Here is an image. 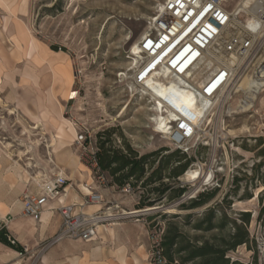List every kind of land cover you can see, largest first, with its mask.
I'll list each match as a JSON object with an SVG mask.
<instances>
[{"label": "rangeland", "instance_id": "obj_1", "mask_svg": "<svg viewBox=\"0 0 264 264\" xmlns=\"http://www.w3.org/2000/svg\"><path fill=\"white\" fill-rule=\"evenodd\" d=\"M163 1L0 0V177L5 179L13 173L18 178V184L10 190L0 183V196L11 195L9 200L15 199L13 203H23V192L28 187L36 192L58 173L71 176V183L76 186L79 177L73 175L72 166L73 160L81 156L75 144L76 123L94 129H113L121 142L124 139L139 145L134 148L142 153L170 147L167 137L153 130L151 118L156 119L158 113L151 104L117 81V73L132 64L128 58L130 48ZM20 26L23 27L15 33ZM12 38L16 48H21L22 41L30 40L33 48L35 44L41 48L42 44L56 51L57 47L70 56L73 67L70 61L57 66V70L68 71L71 82L75 79L66 100L47 99L28 60H11L10 55H15ZM76 89L80 91L79 98L68 103L69 95ZM197 97L191 114L199 116L206 100ZM53 101L59 108V117L53 115ZM213 120L208 145L199 148L198 159L190 168L199 169L201 177L182 176L180 180L190 187V192L165 209L181 216L198 215L190 224H185L181 217L174 222L190 236L203 240L229 238L238 227L241 234H248L249 240L226 256L241 264H264V87L258 93L255 89L234 93ZM72 129L75 135L70 132ZM205 187L218 188L208 205L195 210L178 208L196 190ZM107 200L115 202L110 195ZM116 203L120 213L133 206V200L127 196H121ZM108 205L111 204L102 209ZM209 207L215 208L216 222H224V227L210 232L195 231L193 224ZM99 208L92 207L88 212ZM246 212L250 214L249 223L243 220ZM152 222L165 233L169 220L158 217ZM5 252L7 259L15 261L14 251ZM29 261L25 260V264Z\"/></svg>", "mask_w": 264, "mask_h": 264}, {"label": "built area", "instance_id": "obj_2", "mask_svg": "<svg viewBox=\"0 0 264 264\" xmlns=\"http://www.w3.org/2000/svg\"><path fill=\"white\" fill-rule=\"evenodd\" d=\"M137 53L129 50L132 64L117 73V81L126 84L129 91L146 99L157 113L156 98L161 97L152 84L184 78L185 87L192 89L200 98L208 100L201 116L185 114L174 104L161 97L166 125L160 126L151 118L153 130L165 135L173 149H181L197 156L200 147L208 145V135L227 99L239 90L244 77L264 78V0H164L147 22L146 30L136 42ZM77 78V73L75 74ZM68 103L80 95L74 90ZM176 109L174 112L171 109ZM75 144L81 151V162L97 182L85 183L79 202L52 207V201H61L73 184L63 173H58L40 185L38 192H23L22 216L34 222L42 220L49 208L60 213V232L49 241L41 242L34 250L24 246L16 252L15 261L2 264H36V258L63 238L93 241L98 235L99 224L111 223L132 213L117 211L119 205L106 200L99 191L109 186V180L101 172L98 161V133L105 128L94 129L76 123ZM74 126V127H75ZM114 137H117L114 135ZM115 144L121 146L119 137ZM133 147L139 145L132 143ZM124 193H133L127 184ZM198 191L196 190L192 196ZM108 205L105 210L103 206ZM100 205L94 212L84 209ZM78 210V211H77ZM117 211V212H116ZM2 228L0 223V229ZM164 231L152 227L149 259L152 264H183L178 258L170 259L164 251ZM11 239V236H8ZM14 242V241H13Z\"/></svg>", "mask_w": 264, "mask_h": 264}, {"label": "crops", "instance_id": "obj_3", "mask_svg": "<svg viewBox=\"0 0 264 264\" xmlns=\"http://www.w3.org/2000/svg\"><path fill=\"white\" fill-rule=\"evenodd\" d=\"M22 27L15 29V33ZM11 43L13 46L12 50L15 53V55H10L11 60L16 63L28 60L29 64L34 68V72L38 74L37 82L39 83V88L45 93L46 98L50 101L66 100L67 91L69 88H73L75 79L71 82L68 79V71L57 70V66L61 63L67 64L70 61L73 67L70 56L64 52L54 51L39 42L41 48H39L38 44H35L33 48L30 40H27V42L22 41L20 44L21 48H16L17 43L14 38H12ZM52 111L55 117H59L60 112L56 102H54V105L52 104ZM70 132L75 135L73 129ZM72 168H74L73 175L75 174L76 177H79V180H77L76 186L72 183L73 187L67 189V194L62 197L63 201L51 202L50 205L53 208L61 204L79 202L81 192L84 191V184L95 182L94 177L81 162L80 158L73 160ZM80 176L83 178H80ZM67 177L71 179V176ZM0 183L5 184L6 189L10 190V188L18 184V178L11 173L5 179L0 177ZM27 190L31 189L28 187ZM31 191L35 192L34 190ZM99 191L106 200L110 195L115 200L114 203L121 196L131 198L133 206L128 211L124 210L123 212L129 213L139 210L137 209V204L140 200L141 191L128 194L112 186L100 187ZM10 196L7 195L6 198L0 196V223L2 227L8 230L9 236L23 247L29 246L35 250L38 244L49 241L60 232L62 218L58 211L48 208L43 213L42 220L34 222L30 218L20 216L23 203L21 201L13 203L15 199L9 200ZM92 207L96 206L86 207L84 210L88 212ZM151 230V222H149L148 216L135 214L125 216L111 223L99 224L98 235L93 241L83 242L70 238L59 240L42 253L38 264H152L149 259ZM0 247L3 249V253L0 255V264L11 261V259L6 257V249H10L15 253L20 251L9 248L2 243H0Z\"/></svg>", "mask_w": 264, "mask_h": 264}, {"label": "trees", "instance_id": "obj_4", "mask_svg": "<svg viewBox=\"0 0 264 264\" xmlns=\"http://www.w3.org/2000/svg\"><path fill=\"white\" fill-rule=\"evenodd\" d=\"M55 50H59L54 47ZM114 130L106 128L98 133L97 161L101 172L109 180L108 185L122 189L130 184L134 192L141 191L137 209L147 207L171 205L177 200L184 198L190 187L183 184L180 178L191 168L198 156L189 155L181 149L161 147L151 152L142 153L123 139L121 146L115 144ZM198 155V153H197ZM218 193V188L205 187L198 191L194 197L181 203L178 208L181 210H195L208 205ZM156 195L151 197V195ZM225 200V198H224ZM148 216L151 227H158L152 220L158 217L168 219L163 235V248L165 254L170 258H178L183 264L194 262L195 264H241L238 261H231L227 252L236 249L239 245L248 242L249 237L245 232L241 234L240 229L229 238H205L190 236L182 227L174 222V219L181 217L185 224H190L194 216L187 213L184 216L177 212L163 213L161 210ZM216 210L209 207L200 218L193 224L192 228L199 232H210L214 229L224 227V222H216ZM245 223L250 222V214L246 212L243 218ZM9 232L5 227L0 229V243L15 250H23V246L14 238L9 239ZM14 241V242H13Z\"/></svg>", "mask_w": 264, "mask_h": 264}, {"label": "bare ground", "instance_id": "obj_5", "mask_svg": "<svg viewBox=\"0 0 264 264\" xmlns=\"http://www.w3.org/2000/svg\"><path fill=\"white\" fill-rule=\"evenodd\" d=\"M132 49H133V53H137L136 43H134L132 45ZM251 78L248 76L244 77L240 86H239L238 91L247 90V89L250 91L252 89H255V92L258 93L261 90V88L264 87V78H262V80H258V79L253 80ZM186 83H187V81L184 78H179V80H172V81H170L169 84H164L161 81H155V84H152V88L155 89V91L157 92V94H159V96L166 98L172 104H174L177 108H179V110H181L182 112H184L187 115H190V113L195 108V106L198 102L197 101L198 95L192 89L185 87L184 84H186ZM73 91L69 95V98H71V96H75L76 93H73ZM161 97L156 98L158 101L156 108H157V110L160 111V113H158V115L156 116V122L160 126H165L166 125V117L162 113L163 112L162 107H163L164 103L161 100ZM253 97H255V95H253ZM69 98H68V100H69ZM248 98H250V97H248ZM202 99H204V98H202ZM204 100H206V99H204ZM205 104H206V106L208 105V100L205 101L203 106H205ZM206 106L202 108L199 116L202 115L203 109H205ZM175 110L176 109L172 108L170 111L174 112ZM197 113H199V112L197 111ZM183 176L188 177V178H193V179H199L201 177V172L199 169H189ZM61 201H63V198H61ZM96 206H98V205H96ZM152 209H153V207L152 208L147 207L146 209L135 210V211L130 212V213L134 214V213H139L142 211H147V210H152ZM168 211L173 212L172 210H168Z\"/></svg>", "mask_w": 264, "mask_h": 264}, {"label": "water", "instance_id": "obj_6", "mask_svg": "<svg viewBox=\"0 0 264 264\" xmlns=\"http://www.w3.org/2000/svg\"><path fill=\"white\" fill-rule=\"evenodd\" d=\"M190 197H194V196H190ZM139 210H142V209H139ZM159 210H164V212L167 213L168 209H165L164 206H154L152 210H147V211H142V212H139V213H135V215L147 216L150 213H152L154 211H159Z\"/></svg>", "mask_w": 264, "mask_h": 264}]
</instances>
